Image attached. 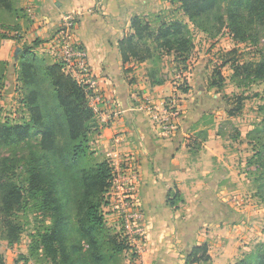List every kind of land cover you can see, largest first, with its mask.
Segmentation results:
<instances>
[{"label": "trees", "instance_id": "trees-1", "mask_svg": "<svg viewBox=\"0 0 264 264\" xmlns=\"http://www.w3.org/2000/svg\"><path fill=\"white\" fill-rule=\"evenodd\" d=\"M13 2L0 0L1 27L7 14L19 15L20 9ZM171 3L170 12L169 9L134 15L132 32L119 42L124 63L153 62L150 76L153 85L165 81L155 75L162 58L172 57L173 64L184 67L192 56L195 42L190 22L212 35L215 29L226 26L235 37L253 39L256 43L264 33V0H171ZM179 12L189 22L179 18ZM11 37L18 39L19 35H0L2 39ZM38 43L24 46L17 57L22 104L28 118L0 117V204L7 239L9 243L20 239L23 230L20 213L27 214L34 207L42 217L41 227L32 233L30 254L24 258L26 264L31 259L52 264H119L120 255L131 246L126 237L119 241V234L108 232L102 213L113 184V168L108 160L89 164L90 142L100 129L91 104L94 94L87 84L79 83L66 71L63 62L48 61L45 54L39 56L34 51ZM260 51L263 56L259 61L239 62L233 56L224 59L221 66L230 64L234 71L231 78L239 84L257 81L264 85V47ZM8 65V61L0 60V87ZM225 80L221 69L216 68L209 87L220 90ZM189 89L184 87L183 92L188 93ZM243 100L237 97V104L228 109L230 116L242 111ZM256 137L261 142L260 148L247 159L246 172L251 176L259 171L251 181L264 193V135ZM23 146L28 148L24 160L1 156L4 149ZM168 202L174 207L183 203L184 198L175 190L169 194ZM104 239L112 244V249L104 250ZM257 251L234 264H264V244ZM210 260L209 245L203 243L193 247L186 264H207Z\"/></svg>", "mask_w": 264, "mask_h": 264}, {"label": "crops", "instance_id": "crops-1", "mask_svg": "<svg viewBox=\"0 0 264 264\" xmlns=\"http://www.w3.org/2000/svg\"><path fill=\"white\" fill-rule=\"evenodd\" d=\"M23 6L25 16L18 17L15 31L22 35L4 40L3 60L18 57L35 41L39 56L56 60L51 45L63 16L77 18L76 37L91 66L88 80L95 82L91 102L100 124L97 149L139 166V188L133 196L142 214L139 264H186L193 247L203 243L209 245L207 264H234L257 254L264 243V204L245 189L250 183L246 158L236 171L238 152L225 148L218 120L187 94L177 127L164 131L148 105L160 106L177 88L168 81L153 85L151 60L123 62L119 42L132 32L134 15L151 13L145 12L150 0H24ZM158 70L164 71L160 66ZM122 187L117 192L120 205L126 184ZM175 190L184 202L173 207L168 199Z\"/></svg>", "mask_w": 264, "mask_h": 264}, {"label": "rangeland", "instance_id": "rangeland-1", "mask_svg": "<svg viewBox=\"0 0 264 264\" xmlns=\"http://www.w3.org/2000/svg\"><path fill=\"white\" fill-rule=\"evenodd\" d=\"M13 1L15 7L20 9L18 17L20 15L25 16L26 9L23 6L24 0ZM150 2L152 6L149 10L145 11L147 13L169 9L170 12L172 9L171 0H150ZM177 16L189 22L188 18L182 13H177ZM18 17L10 13L5 16V25L2 27L0 26L1 36L4 34L10 36L16 34L15 31L19 28L17 21ZM189 24L192 28L195 49L190 59L184 64V67L179 65V67H177L168 56L162 58L161 62L158 61L160 68L164 69L162 73H158V76L168 81L169 86L177 88V92L172 91L171 94L169 93V95H166L160 106L155 102L152 103L151 106L159 112V115H163L164 111L168 113L176 112V117L179 122L183 114V110L180 109L181 100H183L185 94L190 95V98H195V101L198 100V102H201L204 109L207 110V113L218 120V133L224 137L227 151H231V149L235 148L236 150L233 151V153L238 152L237 157L235 156L236 171H238V163L242 164L241 161H243L244 158H246L247 161V159L260 148L261 142H259L256 135H264V85L262 83H257V81H242L239 84L235 79L231 78L234 72L231 65L221 66V64L224 59L233 56L237 57L239 62L247 63L259 61L263 56L260 50L264 47V33L260 34L261 40L256 43L257 41L253 39L241 40L235 37L226 26L221 30L215 29L217 33L215 32V34L212 35L197 26L195 27L191 22ZM16 35L20 36L22 33L20 32V34ZM4 40L5 39L0 38V49ZM233 50H237V53H231ZM45 55L47 56V54ZM1 58L2 54L0 51V60H3ZM55 58L57 60L56 56ZM5 61H8L9 65L6 69L5 78L2 81L4 84L0 87V117L2 119L28 118V114L22 104L23 96L21 93V82L18 78V67H16L18 58L12 55L10 61ZM48 61L54 60L49 56ZM216 68L221 69L226 79L224 87L220 90L209 87V80ZM184 87L190 88L188 93L183 92ZM237 97H243V109L238 115L230 116L228 109L237 104ZM211 111H213V113ZM98 134L99 132L93 135L90 142L92 154L89 159V164L108 160L113 168V184L107 193V203L102 206V213L104 214L108 226V232L111 235L119 234V236L116 235L119 241H122V238L126 237L131 246L120 255L119 264H139V247L135 238L143 237V233L135 230L136 226H138L137 223L133 219L126 217L125 208L120 205L117 195V192H119L118 185H116L115 181L118 174L114 163L115 157L111 154L108 156L106 151L97 149L96 140ZM239 151L242 153H239ZM27 155L28 148L24 146L14 148L13 150L4 149L1 151V156H14L22 160H24ZM252 169L254 170L255 168L252 167ZM241 172H245L243 168ZM258 174L252 173L250 174L251 176L247 174L246 177L250 179V183L245 189H247V191L249 190L250 195L255 201L257 200L264 204V193L259 191L258 184L251 181V179L253 180V178H256ZM23 177H25V174H23ZM262 181L264 180L262 179ZM258 182L260 184L261 180ZM67 184L71 187V181ZM256 193L260 196H257ZM1 209L2 206L0 204V264H2V262L3 264H26L24 258L28 257L30 254L29 245L32 240V233L36 232V230L41 227L42 217L34 207H31L27 214L20 213L21 222L23 223L20 239L15 243H9ZM71 225L74 226V220L71 222ZM262 226L264 227V224H262ZM72 240L73 238H71V240L69 239V245H71ZM103 248L107 251L113 247L111 243L107 244L104 239ZM28 264L52 263L38 262L35 259H31Z\"/></svg>", "mask_w": 264, "mask_h": 264}, {"label": "built area", "instance_id": "built-area-1", "mask_svg": "<svg viewBox=\"0 0 264 264\" xmlns=\"http://www.w3.org/2000/svg\"><path fill=\"white\" fill-rule=\"evenodd\" d=\"M76 25L77 18L74 15L70 13L63 16L61 28L52 40L51 53L57 57L58 61L65 64V69L68 73L74 76L79 83L84 85L87 84L89 89L93 92L95 89V82L88 80L91 74L88 53L77 40L75 33ZM148 109L151 111L154 120L164 131L170 132L177 127L178 118L176 117V112L168 113L164 111L163 115H159V112L150 104L148 105ZM122 162H125V169L122 168ZM114 163L116 165V172L118 173L115 179L118 190H122V186L124 183L126 184L125 191L120 192L121 207L125 208L126 217L133 219L137 223L138 226H136L135 230L142 232L141 226L139 225L142 214L138 207L135 206L136 198L133 197L138 192L140 181V171L137 161H131L130 159L122 161L121 159L114 160ZM126 194H128L127 197H125ZM135 239L137 242L141 240L142 237Z\"/></svg>", "mask_w": 264, "mask_h": 264}]
</instances>
